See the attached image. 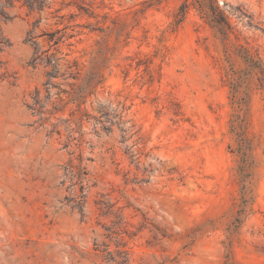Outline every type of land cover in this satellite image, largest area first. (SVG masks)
<instances>
[{
    "label": "rangeland",
    "instance_id": "rangeland-1",
    "mask_svg": "<svg viewBox=\"0 0 264 264\" xmlns=\"http://www.w3.org/2000/svg\"><path fill=\"white\" fill-rule=\"evenodd\" d=\"M43 1L3 25L0 264H264V0ZM35 25L86 86L44 125Z\"/></svg>",
    "mask_w": 264,
    "mask_h": 264
},
{
    "label": "trees",
    "instance_id": "trees-1",
    "mask_svg": "<svg viewBox=\"0 0 264 264\" xmlns=\"http://www.w3.org/2000/svg\"><path fill=\"white\" fill-rule=\"evenodd\" d=\"M15 1H18V0H0V3L2 5L0 9V71L3 69L5 65L2 54L5 52L6 49H8L11 46V42L4 35V31H3V25L11 20V18H9L8 13L6 12V9L11 7ZM25 2L28 4L29 8L32 11L33 10L41 11L44 8L43 0H25ZM215 13L218 16L219 15L221 16L218 8L215 9ZM36 27L37 25H35L33 29L29 31L28 37H27V42L30 43L34 48V55L31 61V65L36 67L37 65L45 64L46 67H51V69L46 74L47 81L44 84L45 92L47 95L43 96L40 89H36L33 94V98H32L33 102L29 104L27 107L32 112V115L34 117L40 118L39 119L40 123L44 125L50 122L52 118L58 113H60L62 111L61 109L64 108V106H62V104L59 103V104H55L52 109H48L49 100L51 96L50 89L58 88L62 95H67L68 97L73 96L74 98L75 97L82 98V96H80V93L86 90V86L82 87V85H79L78 87H76V84H66L69 87V90H62L60 89V86L58 84L54 83V80H57V79H60L63 81L72 80V81L78 82L80 72L78 71L77 64L74 63V64H68L65 71L61 73V69L59 68V66L56 63H54V61L48 56L47 54L48 51L40 52L39 45L37 43L38 36H35V30H34V28ZM58 43L59 41H57L55 44H58ZM263 71H264V68H263ZM7 78L8 77L6 73H2V74L0 73V86ZM84 103L85 102L83 100L81 104H84ZM73 117H74V114H73ZM63 123L68 125L67 131L69 134L68 141H67V144L65 145V148H70L73 145L81 146V136L82 135L80 134V129L70 128L72 124L80 127V124L78 122H75L74 118L73 120H68V121H62V120L57 119V123L52 124L53 132H55V130H57L58 127L62 125ZM58 134H59V131H58ZM74 154L75 152L71 153V155H74ZM75 159L78 160V158H75ZM79 161L82 162V157L79 158ZM66 171L68 174L73 175V179L77 176V174H82L81 166L76 167L73 165L72 162H71V165L68 166ZM81 182L82 181L80 180L79 183ZM81 198L82 200L79 203H77V205L82 208L84 196H81ZM72 202L76 203L77 201L74 199L72 200Z\"/></svg>",
    "mask_w": 264,
    "mask_h": 264
}]
</instances>
